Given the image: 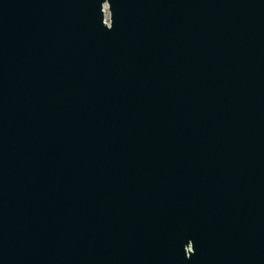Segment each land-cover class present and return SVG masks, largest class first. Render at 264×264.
<instances>
[{"label":"water","instance_id":"95a60500","mask_svg":"<svg viewBox=\"0 0 264 264\" xmlns=\"http://www.w3.org/2000/svg\"><path fill=\"white\" fill-rule=\"evenodd\" d=\"M0 264H264V0H0Z\"/></svg>","mask_w":264,"mask_h":264}]
</instances>
